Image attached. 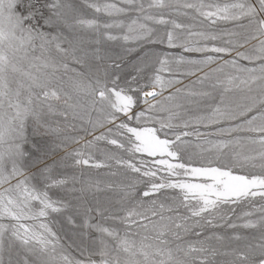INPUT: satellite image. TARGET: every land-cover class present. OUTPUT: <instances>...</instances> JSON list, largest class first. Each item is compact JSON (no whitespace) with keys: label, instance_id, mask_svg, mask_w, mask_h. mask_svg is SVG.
I'll return each instance as SVG.
<instances>
[{"label":"snow or ice","instance_id":"snow-or-ice-1","mask_svg":"<svg viewBox=\"0 0 264 264\" xmlns=\"http://www.w3.org/2000/svg\"><path fill=\"white\" fill-rule=\"evenodd\" d=\"M0 264H264V0H0Z\"/></svg>","mask_w":264,"mask_h":264}]
</instances>
